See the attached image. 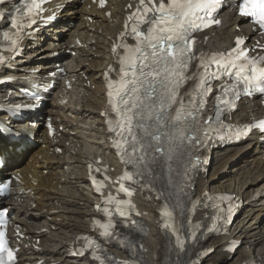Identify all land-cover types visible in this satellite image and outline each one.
Segmentation results:
<instances>
[{"label":"bare ground","instance_id":"obj_1","mask_svg":"<svg viewBox=\"0 0 264 264\" xmlns=\"http://www.w3.org/2000/svg\"><path fill=\"white\" fill-rule=\"evenodd\" d=\"M126 2L111 0L105 8L111 10V15L106 17L104 9H95L90 0L84 3L81 0L68 1L59 24L41 28L34 39L26 38L22 43L25 45L24 56L13 61L16 69L9 70V74L22 76L26 75L25 70L33 68L37 71L31 75L45 80L49 71L65 66L66 76L75 80L72 93L63 91L61 86L55 93L61 92L60 97L66 98V102L55 98L44 111L52 116L56 127H62L54 137H48L41 127H31L28 122L11 121L10 124L19 130L27 128L35 132V145L29 147L25 143L9 141L0 128V153L8 155L11 174L20 172L22 175V183L15 184L6 203L14 210V220L21 224L25 234L40 240L38 249L21 247L18 264H38V260H41L39 264H94L69 257L66 246L75 232L88 231L87 217L94 213L93 197L84 186L85 160L91 155L96 157L92 149L100 150L112 166L119 167L114 156L105 151L108 141L99 116L103 107L100 76L111 61L110 39L121 28ZM221 16L223 25L207 32L210 36L201 44L202 49L229 46L235 35L242 32L250 36L248 44L255 42L257 33L246 19L229 9H225ZM88 17L92 20L89 21ZM238 26L243 27L242 32ZM78 40L82 46H77ZM67 48L75 50L76 55L66 62L61 61L62 57H51L52 53L65 52ZM5 71L0 70V75ZM87 80L93 87L86 85ZM25 83L26 80L19 77L7 87L0 88V99L7 95L9 88ZM259 107V100L242 101L232 118L247 120L252 113H261ZM0 117L4 119L6 116L0 113ZM259 136L254 133L239 145L218 150L212 164L214 173L197 179L199 194L205 190L230 191L244 199L229 235L222 238L219 245L214 243L216 238L210 234L200 240L204 247H215L209 260L217 254L230 259L227 264L248 263L252 259L264 261V141H259ZM89 143L93 145L92 149L88 148ZM54 145H61L63 153L55 154ZM12 163L17 166L12 167ZM136 202L147 227L146 233L138 236L141 264H176L175 255L169 250L155 221V205L143 194L138 195ZM202 216L203 212H199L198 217ZM52 224L57 226L56 230L49 229ZM229 238L243 239L236 257L235 253L231 255L223 251ZM117 253L122 255L120 251Z\"/></svg>","mask_w":264,"mask_h":264},{"label":"snow or ice","instance_id":"obj_2","mask_svg":"<svg viewBox=\"0 0 264 264\" xmlns=\"http://www.w3.org/2000/svg\"><path fill=\"white\" fill-rule=\"evenodd\" d=\"M5 2L6 0H0V4ZM249 2L250 0H245L241 11L244 14L257 16L258 22L264 27V0H260L258 5L253 6L259 7V13L256 11L249 13ZM148 4H152V0H147V3L146 0H140L142 13L138 9L136 13L128 17L130 21H134L128 35L135 38L136 44L134 46L123 45L127 49V54L120 61L123 67L119 69V79L117 81L110 80L108 84L111 90L108 95L114 97L110 103L119 117L117 135L119 137L127 136V139H118L116 147L124 149L125 152H131L134 159H130L128 162H135L141 166L149 164L150 155L154 162L153 148L156 154L164 151L160 144L162 135L167 136L162 132L163 128L167 126L164 113L178 103L179 89L191 75L189 68L194 57V41L190 33L201 27L209 26L210 22L201 21L199 14L201 11L213 8L215 0H170L167 5L164 0H160L158 6L152 4L149 7ZM33 6L39 7L38 4ZM3 15L4 13L0 11V16ZM142 24H147L148 27L141 30L140 25ZM237 43L240 41L238 40ZM241 58L248 60L247 54L243 50H234L224 59L212 57L210 60H205L203 56L199 57L197 62L203 69V74L199 78L197 88L203 92H210L208 77L218 79L221 73L230 75L231 73L228 71L230 67L238 69L235 72L237 83L242 80L245 85L255 86L256 81L264 84V67L255 66L257 62L264 63V57L251 60L253 66L247 70L251 75H244L245 68L237 64ZM213 64L216 65L217 71L209 72L208 69ZM206 85L208 86L206 87ZM223 87L227 90L226 85ZM260 91L264 92V88H261ZM153 97L157 102L155 105ZM223 102L228 103V101ZM188 104L191 106V110L185 109L183 118H190L195 124V121L199 119L197 107H203V98L201 97L197 104V96L193 95ZM146 105L147 107H145ZM181 107L184 108L183 105ZM174 119L180 121L182 119L181 112L177 111ZM147 121H155L156 132L149 130L150 126L146 123ZM261 126L264 127V122ZM137 129L143 131L144 137L156 141V145L145 143V140L138 136ZM193 139L198 140V137H193ZM125 145H127L126 148ZM125 179L132 180V174H127ZM3 187L6 189L7 184ZM119 203L123 204L124 202ZM104 211L108 212V209ZM117 212L121 216L124 215V212L119 208H117ZM167 215L171 216V213H167ZM162 226L169 227L168 224ZM101 227L105 229L102 235L111 236L113 234L109 231L113 227L111 224L101 225ZM4 235V232L0 231V252L6 251L8 259L11 260L13 252L10 248L5 247ZM178 243H180V247H183L182 242L178 241ZM0 264H3L2 260H0Z\"/></svg>","mask_w":264,"mask_h":264},{"label":"rangeland","instance_id":"obj_3","mask_svg":"<svg viewBox=\"0 0 264 264\" xmlns=\"http://www.w3.org/2000/svg\"><path fill=\"white\" fill-rule=\"evenodd\" d=\"M213 170V169H212ZM212 172V171H211ZM212 173H214V170H213V172ZM219 242L217 241V242H215V244H218ZM236 255H235V257L236 256H238L239 255V252H238V255H237V253H235ZM207 259H209V258H207ZM224 261V258L223 257H220V256H217V255H214V257H212V260H210V263H208V260L207 261H205L203 264H227L228 262H223Z\"/></svg>","mask_w":264,"mask_h":264}]
</instances>
